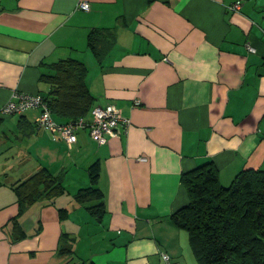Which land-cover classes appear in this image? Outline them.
<instances>
[{"label": "crops", "instance_id": "0c3cea01", "mask_svg": "<svg viewBox=\"0 0 264 264\" xmlns=\"http://www.w3.org/2000/svg\"><path fill=\"white\" fill-rule=\"evenodd\" d=\"M77 1L0 0V113L47 89L49 63L74 57L87 65L93 106L112 103L129 123L104 143L81 128L69 145L37 126V107L3 114L0 264H197L170 220L189 200L182 174L211 161L228 185L264 168V0L237 10L236 0ZM104 27L114 42L99 59L87 38ZM93 163L101 218L74 198ZM41 167L65 191L21 209L13 184Z\"/></svg>", "mask_w": 264, "mask_h": 264}, {"label": "trees", "instance_id": "16d2710c", "mask_svg": "<svg viewBox=\"0 0 264 264\" xmlns=\"http://www.w3.org/2000/svg\"><path fill=\"white\" fill-rule=\"evenodd\" d=\"M87 39L89 48L99 59L114 42L113 32L107 27L91 29ZM48 66L49 72L40 75L47 89L38 93L53 117L58 122L87 117L94 104L85 81L87 65L78 58L65 57ZM3 116L0 113V123ZM88 172L90 185L79 188L74 198L92 215L101 218L105 205L103 193L96 185L98 164L90 165ZM181 179L189 200L171 213L170 220L187 232L197 264H264V168H244L228 185H223L217 168L208 161L184 172ZM13 189L24 209L41 199L53 200L65 191V186L61 175L41 167L15 182ZM59 250L72 252L64 247Z\"/></svg>", "mask_w": 264, "mask_h": 264}, {"label": "built area", "instance_id": "2783aa9c", "mask_svg": "<svg viewBox=\"0 0 264 264\" xmlns=\"http://www.w3.org/2000/svg\"><path fill=\"white\" fill-rule=\"evenodd\" d=\"M77 7L88 10L90 3L88 0H78ZM240 7V0H236L229 5L232 10ZM250 50L253 47L248 46ZM39 108L36 117L38 127L46 129L50 132L53 139H64L69 145L77 139V131L81 128H88L91 137L98 143L107 141L108 136L118 134L119 125L127 126L129 119L121 115L120 109L112 103L104 105H94L91 109V117H79L75 121L58 122L52 115L50 109L44 101L43 96L36 93H22L17 95L16 99L8 100L1 108L2 114L21 113L29 108ZM165 260L169 259L167 253H162Z\"/></svg>", "mask_w": 264, "mask_h": 264}]
</instances>
